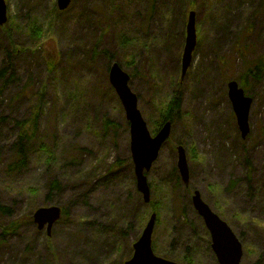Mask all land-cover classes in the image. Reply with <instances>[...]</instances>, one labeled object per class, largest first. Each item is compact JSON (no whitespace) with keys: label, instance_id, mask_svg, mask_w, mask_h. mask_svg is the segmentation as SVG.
<instances>
[{"label":"rangeland","instance_id":"1","mask_svg":"<svg viewBox=\"0 0 264 264\" xmlns=\"http://www.w3.org/2000/svg\"><path fill=\"white\" fill-rule=\"evenodd\" d=\"M5 1L8 20L0 25V63L10 39L21 50L14 61L16 82L0 86V118H6L0 122V200L21 225L15 233L0 234V264H125L154 211L157 255L184 264H220L192 203L196 189L243 243L241 264H256L258 252L264 254V72L244 80L254 99L246 137L235 118L228 81L243 79L246 61L264 56V0H154L153 11L152 0H72L64 10L57 0ZM191 10L196 11L197 47L181 80ZM33 17L48 30L40 39L23 28ZM6 28L14 34L5 37ZM239 32L247 36L245 58L233 48ZM135 36L144 42L127 43ZM49 53L58 55L54 71ZM114 62L129 73L152 134L172 100L181 97L171 135L147 172L152 205L136 185L130 123L109 78ZM25 86L41 87L48 103L44 141L56 143L63 186L50 201L52 177L44 153H31L29 165L17 173L5 170L14 155V119H25L30 106L26 98L10 100ZM179 144L187 150L190 181L176 185ZM70 154L78 155L80 163H69ZM101 157L106 161L100 174L76 180L80 169ZM117 162L119 170L106 177L109 165ZM61 204L69 206L70 216L57 221L50 235L46 227L39 229L35 210ZM4 218L0 213V224Z\"/></svg>","mask_w":264,"mask_h":264},{"label":"water","instance_id":"2","mask_svg":"<svg viewBox=\"0 0 264 264\" xmlns=\"http://www.w3.org/2000/svg\"><path fill=\"white\" fill-rule=\"evenodd\" d=\"M72 0H57L60 10L66 9ZM8 20L7 3L0 0V25ZM197 47L196 11L191 10L188 16L186 40L181 59V80H183L193 63L194 51ZM110 82L115 88L124 106L126 117L130 123L131 150L136 175V185L145 202L151 201V186L147 172L157 160L161 148L171 135L172 121L166 120L152 134L147 122L138 107V96L129 85L130 75L120 63L114 62L109 72ZM228 94L237 118L241 134L246 137L250 131L249 116L253 97L246 94L239 81L228 82ZM177 167L184 183L190 181V167L187 150L183 144L177 146ZM192 203L202 217L209 231L211 246L220 264H241L244 255L243 244L227 221L222 219L203 199L196 189L192 195ZM62 215V207L58 205L41 206L33 213V221L39 229L47 228L50 235L54 224ZM157 221V212H152L139 238L134 242L133 255L125 264H184L157 255L153 248L152 237Z\"/></svg>","mask_w":264,"mask_h":264},{"label":"trees","instance_id":"3","mask_svg":"<svg viewBox=\"0 0 264 264\" xmlns=\"http://www.w3.org/2000/svg\"><path fill=\"white\" fill-rule=\"evenodd\" d=\"M154 0H152V7L151 10L153 11L154 7ZM120 8V6L118 5ZM122 10V9H121ZM152 11L149 13L150 15L152 14ZM25 30H28L30 32V35L33 39H40L42 36L45 35V33L48 32V30L44 29V24L41 22V20L37 17H33L27 22V25L23 27ZM251 31V29L249 30ZM15 32V31H14ZM13 29H8L6 28L5 30V37L8 36L10 37L11 34H14ZM127 35H125L126 37ZM124 37V38H125ZM246 34H241L240 32L236 36L233 48L236 53H239L242 57L245 58L246 55V49H247V43L245 42ZM128 38V36H127ZM134 41H142L138 36L131 37L128 39L127 43L132 44ZM21 50V47L15 40L10 39V43L5 47L4 50V59L0 63V86L4 87L6 84L14 83L16 82L17 78L15 77V68H14V61L15 58L18 57V52ZM93 51L96 52L95 47L93 48ZM50 54V53H49ZM53 54V55H52ZM50 54L48 58V62L50 65V68H54L51 70L56 69V63L58 61V55L55 53ZM248 63L247 67L248 71L247 73H244L243 79L238 78L236 80L239 81L240 85L247 91L246 85V79L248 77V74L253 73L255 75V78L259 77L262 72H264V56L263 55H258L255 56L254 59L252 60H247ZM57 75L55 74V77H52V79H56ZM234 79V78H233ZM245 80V81H244ZM78 90L72 91L74 92V98L78 96ZM20 98H26V100L29 103V112L26 118L20 120V119H14V123L16 124L15 128L17 129V133L12 141L11 148L14 151L13 157L5 162V170L8 173H17L20 170H23L26 168L29 163L31 162L30 160V154L35 152V151H41L47 156V161L50 166L49 173L50 177L52 179L50 180L49 187L50 191L47 193V200L52 199V194L54 191H62L63 186L62 182L58 177V170L60 169L57 167V159H56V143L52 142V145L49 143H45L44 138L48 136V132H44L46 129H43V117L46 112L47 108V102L45 100V92L41 87H38L36 90L35 88H31V86H25L23 88H20L19 91H17L11 98L10 102L13 103L16 100H19ZM180 102H181V97L176 96L171 102L170 108L168 109V112L165 114L163 118V122L161 125L166 121L174 118V114H177L178 109L180 108ZM43 115V116H42ZM6 120L5 117L0 118V122H4ZM110 120L107 118L105 123V127L107 128L110 125ZM160 125V126H161ZM85 148V147H84ZM83 147H79L80 150L84 149ZM77 154V153H76ZM76 154H70V159L69 163H80L78 161V155ZM106 155V154H104ZM98 163H93L91 167L88 168H83L80 169V172L76 173V180L86 178L88 179L91 174L93 173H101L102 171L100 170L103 165V163L106 161V157H101L100 159L98 158ZM121 163H112L109 165V167L106 170V177L110 175H115V173L119 170ZM100 167V169H99ZM173 172L176 173V185L180 184L182 179L181 176L178 173V167L175 164L173 167ZM134 182H135V176H134ZM175 185V186H176ZM186 187V186H185ZM184 187V188H185ZM180 187H175L173 191H181ZM33 192H36L37 190L35 188L32 189ZM176 198L179 200V195L176 196ZM72 202V201H71ZM155 204L150 202V205ZM62 205V215L58 222L63 219V217H69L70 216V208L67 204H61ZM149 205V204H148ZM34 210V208L32 209ZM31 210V212H32ZM30 212V214H31ZM0 213L2 217L7 215V219L4 218L3 220L6 219L3 223L0 224V229H1V236L4 237L5 235H9L12 233L17 232L19 226L21 225V219L13 217L12 209L8 206H5L2 204L0 200ZM26 217L31 220V216ZM24 219V218H22ZM80 221V219H79ZM85 221V220H84ZM83 222V221H82ZM87 222V221H86ZM55 254V252L53 251ZM53 256V254L51 253ZM261 251L258 252V260L256 264H260L259 261L262 258L261 257ZM264 258V254H263ZM64 264V263H62Z\"/></svg>","mask_w":264,"mask_h":264},{"label":"flooded vegetation","instance_id":"4","mask_svg":"<svg viewBox=\"0 0 264 264\" xmlns=\"http://www.w3.org/2000/svg\"><path fill=\"white\" fill-rule=\"evenodd\" d=\"M235 118H236V116H235ZM211 248H212V246H211ZM214 252V251H213ZM257 263V262H256ZM259 263L261 264V263H264V258H263V256H262V258L260 259V261H259Z\"/></svg>","mask_w":264,"mask_h":264}]
</instances>
